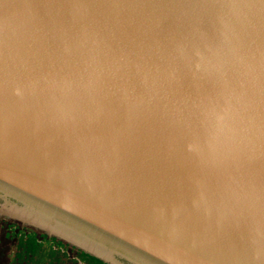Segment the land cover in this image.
<instances>
[{
	"label": "water",
	"instance_id": "95a60500",
	"mask_svg": "<svg viewBox=\"0 0 264 264\" xmlns=\"http://www.w3.org/2000/svg\"><path fill=\"white\" fill-rule=\"evenodd\" d=\"M0 213L106 264H264V0H0Z\"/></svg>",
	"mask_w": 264,
	"mask_h": 264
},
{
	"label": "rangeland",
	"instance_id": "374dc122",
	"mask_svg": "<svg viewBox=\"0 0 264 264\" xmlns=\"http://www.w3.org/2000/svg\"><path fill=\"white\" fill-rule=\"evenodd\" d=\"M5 245L8 264H106L67 241L0 213V247Z\"/></svg>",
	"mask_w": 264,
	"mask_h": 264
},
{
	"label": "trees",
	"instance_id": "16d2710c",
	"mask_svg": "<svg viewBox=\"0 0 264 264\" xmlns=\"http://www.w3.org/2000/svg\"><path fill=\"white\" fill-rule=\"evenodd\" d=\"M9 222H12L10 220H7ZM7 246H1L0 247V264H8V260H7V256H6V252H7Z\"/></svg>",
	"mask_w": 264,
	"mask_h": 264
}]
</instances>
